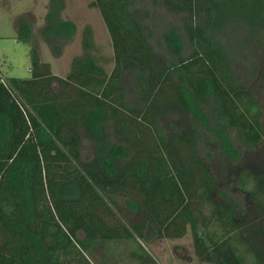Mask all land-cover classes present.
I'll return each mask as SVG.
<instances>
[{
	"label": "trees",
	"instance_id": "16d2710c",
	"mask_svg": "<svg viewBox=\"0 0 264 264\" xmlns=\"http://www.w3.org/2000/svg\"><path fill=\"white\" fill-rule=\"evenodd\" d=\"M56 1L42 29L52 48L56 38L70 40L77 33ZM156 1L194 16L183 27L202 48L183 57L182 35L176 30L167 35L186 85L153 52L130 0L89 3L100 10L111 37V72L95 55L89 33L84 56L67 75L55 74L41 57L32 22L19 17L15 28L30 46L32 75H0V264H101L92 249L119 245L135 250L143 258L139 264H156L139 236L145 237L149 223L155 225L151 233L162 236L179 210L192 223L196 249L214 263L224 253L222 264H231L229 256L237 264H264V247L252 231L256 223L243 226L239 209L217 199V179L199 153L195 125L171 134L169 143L157 128L158 119L172 110L207 126L204 107L215 98L219 133L236 128L248 145L262 140L261 108L235 78L229 49L217 39L223 29L244 22L264 44V0ZM201 16L206 28L196 18ZM132 68L146 72L138 79L141 107L127 100L123 76ZM85 138L95 148L91 162L83 159ZM237 185L250 194L264 223V174L245 171ZM140 212L141 220L129 221Z\"/></svg>",
	"mask_w": 264,
	"mask_h": 264
},
{
	"label": "rangeland",
	"instance_id": "374dc122",
	"mask_svg": "<svg viewBox=\"0 0 264 264\" xmlns=\"http://www.w3.org/2000/svg\"><path fill=\"white\" fill-rule=\"evenodd\" d=\"M92 0H58L60 16L63 19H71L77 24V33L70 39L56 38L55 48L44 38L42 29L47 24V13L51 0H0V71L7 77L29 78L32 75L30 46L17 36L16 24L19 17L23 16L32 22L34 34L39 38L41 57L51 64L55 74L65 76L69 73L72 63L84 56V42L87 34H92L94 41L93 51L103 60L108 72L114 66V53L111 37L107 30L101 12L97 8H91ZM131 11L137 16L145 28L148 43L156 56L166 59L173 67L174 77L177 81L185 83L183 70L177 66L178 58L168 34L172 30L182 35L183 57H189L196 48H202L200 43H194L188 39L184 31V23L188 19L194 21V16L186 13H177L169 10L156 0H130ZM202 26L207 27L204 17H196ZM88 29H90L88 31ZM252 30L244 22H236L230 29L225 28L218 34L219 43L229 49L232 59V69L235 78L245 84L252 96L261 108V121L264 130V44H261ZM264 40V38H263ZM60 41V42H59ZM140 69L132 68L125 71L123 82L127 89L128 104L132 107L143 106L139 99V77L145 75ZM190 92L192 90L189 88ZM216 105V99L211 98L204 110L208 115L207 126L199 124L172 110L167 116L158 119V134L169 143L171 134L188 131L195 125L197 130L198 150L205 163L211 168L217 179L218 200L231 203L241 212L240 224L243 226L256 223L252 231L259 235L260 246L264 247V223L261 220L262 212L253 203L250 194L241 189L237 183L242 173L252 172L255 175L264 174V134L262 140L256 145H248L241 131L236 128H228L219 133V120L217 111L212 108ZM221 119L220 121H223ZM194 121V122H193ZM110 130V128H108ZM218 131V132H217ZM220 135H225L236 151V155L230 154L225 140ZM95 157V148L87 138L84 139L83 159L91 162ZM191 210H195L192 204H188ZM173 217L175 223L170 227L171 221L162 230L163 235L153 234L150 229L155 227L147 224L144 227L145 237H140L152 254L156 264H216L206 252L196 249L194 231L191 222L186 221V214L179 210ZM143 212L139 216L130 218L129 221L137 222L143 218ZM201 233L204 230L198 224ZM261 228V229H260ZM170 229V230H169ZM173 236H169L170 232ZM171 234V233H170ZM84 233H80L82 237ZM148 235V237L146 236ZM150 241L146 239L149 238ZM125 253V252H124ZM124 253L122 255H124ZM128 255V254H126ZM128 259L123 258L125 264H136L134 252ZM226 255L223 253L222 257ZM222 257L219 264H222ZM133 258V259H132ZM231 264H237L232 257ZM129 260V261H128ZM150 264V263H149ZM153 264V263H152Z\"/></svg>",
	"mask_w": 264,
	"mask_h": 264
},
{
	"label": "crops",
	"instance_id": "0c3cea01",
	"mask_svg": "<svg viewBox=\"0 0 264 264\" xmlns=\"http://www.w3.org/2000/svg\"><path fill=\"white\" fill-rule=\"evenodd\" d=\"M149 233H150V235H151V232L149 231ZM153 234H155V233H153ZM150 235H149V238H147L148 237V235H146L147 237H146V239L148 240V242L150 241ZM82 237H84V235L82 236ZM140 242H141V244H142V246H143V248L146 250V251H148L150 254H151V252L149 251V249L147 248V246L145 245V243L143 242V241H141V239H140ZM120 247V249H118ZM119 247H117V249H115V250H113L112 248H109V247H107V246H102V247H96V248H93L92 249V251H93V253L95 254V258L98 260V261H100L101 262V264H125V263H123V262H120V261H123V258H124V255H122L124 252L126 253V254H128L127 255V257H125V259H128V257L130 256L131 257V255H130V253L131 252H134V254L135 255H137L136 256V259H137V261H136V264H139V262L141 261V260H143V258H141L140 256H138V254H137V252L135 251V250H129L128 249V252L125 250V248H123V246L122 245H119ZM121 253V254H120ZM124 253V254H125ZM115 254H118L117 256H115ZM152 255V254H151ZM145 256V255H144ZM144 256H142V257H144ZM117 257V258H116ZM133 259V258H132ZM117 260V261H116ZM129 261V260H128ZM116 262V263H115ZM128 264H130V263H128ZM150 264H152V262H150Z\"/></svg>",
	"mask_w": 264,
	"mask_h": 264
},
{
	"label": "built area",
	"instance_id": "2783aa9c",
	"mask_svg": "<svg viewBox=\"0 0 264 264\" xmlns=\"http://www.w3.org/2000/svg\"><path fill=\"white\" fill-rule=\"evenodd\" d=\"M0 75H1V71H0Z\"/></svg>",
	"mask_w": 264,
	"mask_h": 264
}]
</instances>
